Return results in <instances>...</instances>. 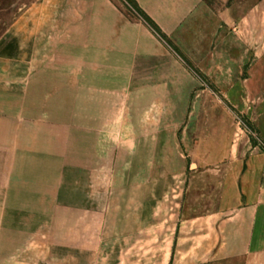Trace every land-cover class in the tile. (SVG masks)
Returning <instances> with one entry per match:
<instances>
[{
    "label": "rangeland",
    "instance_id": "rangeland-1",
    "mask_svg": "<svg viewBox=\"0 0 264 264\" xmlns=\"http://www.w3.org/2000/svg\"><path fill=\"white\" fill-rule=\"evenodd\" d=\"M0 264H264V0H0Z\"/></svg>",
    "mask_w": 264,
    "mask_h": 264
}]
</instances>
